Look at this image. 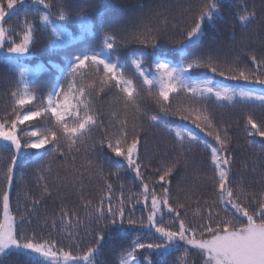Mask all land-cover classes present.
Returning <instances> with one entry per match:
<instances>
[{
    "label": "snow or ice",
    "instance_id": "snow-or-ice-1",
    "mask_svg": "<svg viewBox=\"0 0 264 264\" xmlns=\"http://www.w3.org/2000/svg\"><path fill=\"white\" fill-rule=\"evenodd\" d=\"M26 2L0 0V50L6 53L5 58L18 72L15 90L10 92L14 101L11 112L0 117V147L11 153L3 173L5 190L0 193L4 214V221L0 223V264H6L7 258L14 254L27 257V264H95L100 244L104 240L103 232L95 235L94 246L77 254L71 250L74 245L61 248L57 241L45 239L35 231L31 235L25 234L22 225L30 223L27 215L31 213L21 216L17 222L16 216L10 211V194L18 161L29 150H36L31 154L34 162L40 163L46 157L56 155L75 159L71 155L73 151L84 150L95 155L97 149L103 154L102 159L115 165L117 170L127 167L135 173L143 185L140 193L142 200L137 199L135 202H142L148 209V215L139 218L126 216L123 193L119 205L114 209L111 203L112 185L107 184L106 196L95 208L89 210L88 205L84 206L88 210L90 222L94 220L103 224L104 228L119 226L121 229L127 224L129 227L154 230L157 236L152 242H141L137 238L132 248L121 257L120 264H133L137 261V252L145 249L150 253L146 264H163L170 250L179 249L182 245L195 249L202 264H264V198L258 199L253 205L252 197L246 190L243 187L237 189L230 181V169L226 167L230 161L226 155H222L228 149L227 131L222 133L214 127L213 118L203 104L213 97L217 101L255 100L264 104V65L257 63L253 56L252 62L256 66L254 72L232 67L228 61H223L226 66L221 69L218 58L209 56L205 60L190 51L204 35L205 23L213 22L221 14L222 0H203L191 24L184 30L183 39L175 42V50L182 58L179 66L174 65L166 55L145 53L143 49L134 50L123 62L118 56L112 58L121 45L131 41L146 47H156L162 32L167 30L168 19L164 17L163 29L148 26L143 31L122 29L124 35L119 40L114 34H105L99 51L85 50L66 58L65 67L52 65L59 75L47 95H38L32 87L40 72L45 70L44 66L31 69L22 61L31 55V49L37 43L35 34L38 31L49 30V46L52 48L67 47L70 34L54 24L52 0H31L33 5L41 6L34 12L41 28L27 18L23 20L19 32L15 28H6L5 18ZM244 11L247 14L239 17L240 22H250L255 13H249L247 9ZM68 19L69 13L62 7L58 8L55 20ZM77 20L84 32H91L87 15H79ZM148 56L151 57L150 68L145 66ZM129 64L134 67L135 79L126 74ZM201 68H207L211 73L228 80L257 85L260 91L243 86H223L208 78L206 73L203 79H190L192 71ZM106 90L115 93L107 127L102 118L103 113L96 105V97L106 94ZM181 95L186 97L184 105L176 103V97ZM37 101L38 107H29ZM153 105L164 116L154 112ZM173 115L180 120L190 121L201 131L207 130V135L213 136L218 144L217 147L204 141L205 148L210 149L211 161L218 169V178L215 199L211 203L204 202L202 207L205 213L195 226L181 218L179 209L185 208V204L177 201L173 206L167 187L162 186V192L158 195L155 188L150 189L147 183H143L140 150L141 133L144 130L142 122L145 119L152 126L163 124L181 144L187 141L191 145L201 140L192 131L177 127L176 122H165L167 116ZM37 120L46 121V126L29 124ZM247 124L249 136L264 138V122L257 123L249 116ZM24 125L28 126L21 127ZM96 130L103 131L98 140L93 137ZM172 173L173 169L168 168L159 177L162 185L170 183L165 177ZM32 203L35 207L40 201L33 200ZM166 213L174 217L167 225L164 222ZM58 218L65 225L66 238L70 242L77 240L78 233L74 234L68 229L80 227L79 217L70 216L69 210L62 208ZM172 223L177 225L175 230L170 226ZM51 226H57L55 219L51 221ZM185 251L187 253L188 249Z\"/></svg>",
    "mask_w": 264,
    "mask_h": 264
},
{
    "label": "trees",
    "instance_id": "trees-1",
    "mask_svg": "<svg viewBox=\"0 0 264 264\" xmlns=\"http://www.w3.org/2000/svg\"><path fill=\"white\" fill-rule=\"evenodd\" d=\"M30 4L14 11L5 20L6 28H15L20 31V26L25 18L32 21L38 28L39 23L35 9L41 6ZM51 9L54 24L70 34V43L65 48H52L49 46V30H41L35 34L37 41L31 49V57L22 63L36 69L43 65L38 79L32 84L33 90L38 95H47L51 91L59 72L52 65L65 67L67 60L85 50L99 51L101 40L105 34H114L119 40L124 32L122 29L131 31H143L145 26L164 28L163 19L167 17V30L163 31L156 47H146L143 44L131 41L121 45L115 55L120 57L121 62L133 54L134 50L143 49L145 53L154 55H166L174 65L179 66L181 56L175 50V42L183 39L184 30L191 24L192 19L198 12L203 0H52ZM64 8L69 13L66 21L55 20L58 8ZM254 12L255 17L250 22H240L239 17ZM79 15H87L91 25V32H84L77 20ZM191 53L204 58L211 56L218 58L220 67L226 65L223 61L231 63L232 67L242 68L249 73L256 71L252 57H256L257 63L264 65V0H222L221 14L213 22H206L204 35L191 47ZM0 56V117H5L11 112L13 99L10 92L15 90L18 72L5 58ZM146 67H151V57L145 61ZM207 74L216 83L229 87H246L253 89L245 82L228 80L218 74L211 73L207 68L194 69L190 79H203ZM126 74L135 79L134 67L127 66ZM139 85V81H136ZM257 92L260 89L255 88ZM114 91L106 90V94L96 97L97 109L103 113L105 126H108L109 112L114 106ZM176 103L184 105L186 97H176ZM207 112L213 118V125L222 133L227 131L229 140L226 155L230 164L229 179L239 189L243 187L246 193L252 197L251 203L255 205L258 199L264 198V138L248 135V117L251 116L257 123L264 122V104L260 101L235 102L217 101L214 97L203 102ZM39 106L35 102L29 106L33 109ZM153 110L164 116L159 108L153 105ZM174 121L177 127L192 131L201 140L191 145L186 141L181 144L163 126H152L146 119L143 123V132L140 163L143 183L149 188H155L159 195L162 186L169 189L170 202L185 204V208L179 209L181 218L190 222L193 226L201 220L205 213L202 207L205 201L211 203L215 199V185L218 178V169L211 161L210 149L205 148L204 141L213 146L218 144L213 136L207 135V130L201 131L190 121L180 120L178 116H167L165 122ZM29 124L39 127L46 126V121H31ZM24 125L21 127H27ZM114 130V129H112ZM22 135V134H21ZM102 130L93 132L95 139L101 138ZM2 143V142H0ZM51 147V146H49ZM66 147V146H65ZM36 150H29L19 160L15 173L13 187L10 194V211L16 216L17 222L20 217L27 215L30 223L22 225L25 234L31 235L37 232L45 239L58 242V246L66 248L72 246L74 254L87 250L94 246L95 235L103 232L104 240L101 242L95 264H120V259L129 251L137 238L141 242H152L157 239L154 230H144L129 227L127 224L121 229L119 226L103 227V224L89 220L88 209L95 208L100 200L106 196L107 184L112 185V206L115 209L120 202L121 193L125 198V213L133 218L146 217L148 209L144 204L136 203L141 199L140 193L143 185L135 177V173L127 167L117 170L115 165L102 159L99 149L96 154L89 151L71 153L75 159L63 158L59 155L46 157L40 163L34 162L31 154ZM43 151V150H41ZM11 153L0 147V193L5 190L3 173L9 163ZM118 160L119 158L113 157ZM92 161V164H89ZM172 168L171 176L165 180L169 184H163L159 177L168 169ZM118 177V178H117ZM121 185L123 188H121ZM45 187L48 191L45 192ZM50 193V195H49ZM131 198V199H129ZM33 200L40 203L33 207ZM105 204L107 201L105 200ZM68 209L70 216H78L79 228H69L78 238L70 242L66 238L65 225L59 220L60 210ZM56 220V227L51 226V221ZM3 220V207L0 202V223ZM174 217L165 214L164 222L167 225ZM47 221V222H46ZM106 223V222H105ZM173 230L175 223L170 225ZM158 242V241H157ZM186 249H188L186 253ZM150 255L148 250L137 252V261L133 264H146V258ZM154 259H159L153 257ZM6 264H27V257L14 254L7 258ZM163 264H202L200 255L195 249L182 245L179 249H173L164 257Z\"/></svg>",
    "mask_w": 264,
    "mask_h": 264
},
{
    "label": "rangeland",
    "instance_id": "rangeland-1",
    "mask_svg": "<svg viewBox=\"0 0 264 264\" xmlns=\"http://www.w3.org/2000/svg\"><path fill=\"white\" fill-rule=\"evenodd\" d=\"M28 4H30V1L27 0V2L25 3V5H23V6H18V8H17L16 10H18V9L21 8V7L27 6ZM16 10H15V11H16ZM10 15H11V14H10ZM7 18H8V17H6L5 20H6ZM5 47H7V45H6ZM1 55H6V53H5L3 50H0V56H1ZM30 57H31V55L27 56L24 60L29 59ZM249 86H252V87H255V88H257V89H260V87L257 86V85L249 84ZM23 156H24V155H23ZM18 162H19V161H18ZM3 221H4V214H3V220H2V223H3ZM172 250H173V249H172ZM172 250H170V251H172Z\"/></svg>",
    "mask_w": 264,
    "mask_h": 264
}]
</instances>
